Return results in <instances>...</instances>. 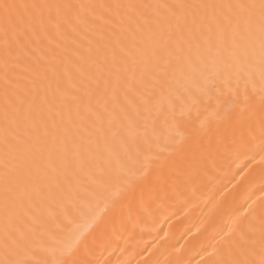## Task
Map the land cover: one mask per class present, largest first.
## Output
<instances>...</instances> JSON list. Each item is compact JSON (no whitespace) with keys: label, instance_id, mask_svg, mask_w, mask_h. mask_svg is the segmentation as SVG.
<instances>
[{"label":"snow or ice","instance_id":"1","mask_svg":"<svg viewBox=\"0 0 264 264\" xmlns=\"http://www.w3.org/2000/svg\"><path fill=\"white\" fill-rule=\"evenodd\" d=\"M209 61L221 66L195 93L178 84ZM160 119L173 134L151 141ZM257 140L264 152V0H0V264H48L33 245L85 181L107 193L96 228L132 221ZM256 219L253 208L197 264H264V208ZM88 245L75 239L52 264H99L78 258Z\"/></svg>","mask_w":264,"mask_h":264},{"label":"bare ground","instance_id":"2","mask_svg":"<svg viewBox=\"0 0 264 264\" xmlns=\"http://www.w3.org/2000/svg\"><path fill=\"white\" fill-rule=\"evenodd\" d=\"M168 2L201 3L204 0ZM228 55L224 52L220 57ZM220 66L219 61L215 66L209 61L206 65L201 63L199 69L185 68L183 73L177 71L178 84L191 88L195 93L201 71L211 75ZM255 79L259 88L258 69ZM183 108L185 118L196 120L198 112L193 98L190 97ZM180 111V106H177V115ZM173 131L170 120L160 119L154 128L149 127L148 137L151 141L162 142ZM253 155L255 158L251 159ZM262 158L264 152L260 151L257 140L249 151L225 159L206 178L168 206L132 221L109 216L107 226L99 228L95 227L94 218L104 211L107 193L102 188H89L85 181L81 189L82 198L75 203L70 214L50 219L44 232L37 237L33 245L35 259L52 264L62 247L87 235L89 252L85 256L82 249L78 258L98 261L99 264H154L156 261L169 264L177 256L197 264V261L207 259L213 248L220 247L222 238L253 208L256 209L258 227L259 211L264 208Z\"/></svg>","mask_w":264,"mask_h":264}]
</instances>
